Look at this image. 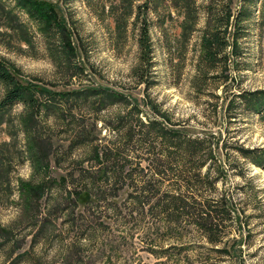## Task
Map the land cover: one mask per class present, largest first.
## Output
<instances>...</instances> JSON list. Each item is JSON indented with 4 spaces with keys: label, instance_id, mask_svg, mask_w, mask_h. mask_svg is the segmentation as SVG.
<instances>
[{
    "label": "rangeland",
    "instance_id": "374dc122",
    "mask_svg": "<svg viewBox=\"0 0 264 264\" xmlns=\"http://www.w3.org/2000/svg\"><path fill=\"white\" fill-rule=\"evenodd\" d=\"M20 1L49 2L57 17L46 29L19 0H0V58L21 84L46 90L37 106H55L40 114L30 101L0 108V227L12 232L0 264H10L12 250L29 252L19 264H64L69 251L81 254L69 264H264V168L239 151L264 147V0ZM230 11L225 34L237 43L210 65L201 56L207 17L225 22ZM3 92L0 83V101ZM253 96L260 109L249 105ZM152 129L209 139L215 157L207 153L202 173L219 179L199 190L224 195L239 215L220 222L216 242L188 218L133 200L144 178L161 181L163 192L184 168L154 172L181 152L129 138ZM80 131L88 141L74 147ZM117 142L122 177L100 181L93 208L78 206L68 191L100 167L90 159L95 145ZM28 180L47 183L29 204L21 191Z\"/></svg>",
    "mask_w": 264,
    "mask_h": 264
},
{
    "label": "trees",
    "instance_id": "16d2710c",
    "mask_svg": "<svg viewBox=\"0 0 264 264\" xmlns=\"http://www.w3.org/2000/svg\"><path fill=\"white\" fill-rule=\"evenodd\" d=\"M248 1L251 2L252 0ZM19 3L21 5L23 4L27 11H29L30 15L34 16L35 19L46 23V29L53 28L52 24L54 22L53 19L56 16V12L54 11L53 13L52 9H50L52 4H50L49 2L34 1L33 3L35 5L32 6V4H30L29 2H22L20 0ZM43 6L47 7L43 8ZM34 7H37L38 10H36ZM236 20H238L236 26L238 25L237 28H239V21L241 19ZM58 22L60 24V21ZM206 22V27L204 29L201 40L203 53L201 56L210 65H215L217 61H219V56L222 51L226 49V47L230 44L232 45V47L235 46L238 38L237 35H234L233 42L231 43L225 34L228 32L227 27L231 24V11L226 14L225 22H221L220 17L215 16L213 18L211 15L207 17ZM57 26H59L58 23ZM223 26L224 28H222ZM239 29L237 30V32L239 31ZM139 44L141 53L144 55V57H146L147 61H149L152 50L145 28L142 32V35L140 34L139 36ZM224 58L230 60L228 58V55H225ZM227 60L225 62H227ZM143 77L144 76L140 77V81H143ZM0 83L4 85V92L0 101L1 109L8 108L17 102L30 101L35 105L34 107H37V113L40 114L42 109L45 108V110H51L53 109L52 107L55 106L52 100H49L50 103H47L45 107L41 105V103L39 104V106H37L38 101L36 100V97L41 94L43 95L46 90L35 86L34 84H21L11 70L10 66L1 58ZM263 96L264 95H262V97ZM249 99V105L255 108V105L257 103L256 97H249ZM260 107L262 106H258L256 108L260 109ZM77 135L79 137L76 138L77 140H74L72 142V146L77 147L79 145L85 144L88 141L87 137L81 136L84 135V132L80 131ZM172 137L176 140H173ZM129 138H131L132 141H138L142 143H150L149 140L157 139L160 146L162 147V152L164 148L166 149L170 147H174L178 152H181V158L180 160L174 162V166H170L173 160L169 157V165L162 161L161 163L154 165V172H158L160 174L162 173L165 175L168 171L173 170V167H175V165L177 168H179V166H181L182 164L184 166L183 169L179 168L177 174L178 176L176 177V180H174L175 183H172L169 186L171 188L170 190L167 189L161 192V181L148 176L147 178H144L143 181H140L142 183L140 188L139 186L135 185V190L138 191V193L143 194H134L133 200L138 201L141 204L144 203V205L145 203H147L150 206L162 211L163 213L172 212L188 218L192 223L196 224L202 229L210 242H216L220 237L222 232V229L219 228L220 222H224L226 219H231L233 218V216L239 218L236 207L230 204V202L224 195L221 198H214L213 196L208 197L213 194L199 190L202 187L204 188L215 185L217 180L219 179L220 173L218 172L216 176H211L209 172H206L205 174L202 173L203 166L211 157L210 155H208L210 157H207V153L211 154L212 157H215L213 155L214 151L212 147H210L211 143L207 137L193 138L192 136H180L179 138L172 135L170 138H168L167 134H165L163 130L152 129V131H148L147 136L143 133H141L139 137L132 136V134H130ZM117 148H119L118 142L113 143V146L102 145L101 147L100 144L95 145L93 149L94 154L90 159L91 161H93L92 163H97L98 165H100V167L95 170V173H93V178L92 174L89 173V178L91 179L90 182H88L87 184L84 183V185L74 184L72 186V189L68 191L70 196L74 194L73 201L78 206H81L82 204L80 202H82L84 205L93 208L92 204L89 203L93 201L92 199H95V193L97 190L96 187L98 186L99 188V186L102 185L100 181H104V179H106V181H109L110 178H115L116 180V178L118 179L120 178V176L122 177L124 167L123 165H119L120 151ZM150 149L154 151L155 146H150ZM239 151L240 154L244 158L248 159L252 164L264 168V147L245 148L240 146ZM32 156L33 159L38 163V169L43 168L41 164L43 161L41 155L33 149ZM161 167L165 169V173H163ZM139 170L144 171L141 168ZM168 173L167 176H169ZM128 174L130 175V173ZM44 182L45 181L35 184L30 180L23 182L21 191L24 195L23 200L27 204L32 203L34 200H37L43 196L47 188V183ZM115 183H117V181H115ZM115 183L111 186L115 185ZM154 197H157L156 201H153ZM111 206H114V204H109V207ZM100 217L101 215L98 216L99 219ZM86 222H88L87 225L90 226L96 225V223H92L89 219ZM90 229H93V227H90ZM11 233L12 232L10 229L0 227V237L4 239V242L0 243V248L6 244L9 245L12 242ZM43 234L45 235L46 233L42 232V235ZM15 253L16 250H12L10 254H8V258L11 259L10 264H19L21 261L27 259L26 255L29 254V252H27L26 250L23 252H18L16 255ZM80 256V252L76 253L69 251L65 254L64 264H69L70 262H73L76 257ZM31 263L35 264L34 262Z\"/></svg>",
    "mask_w": 264,
    "mask_h": 264
}]
</instances>
